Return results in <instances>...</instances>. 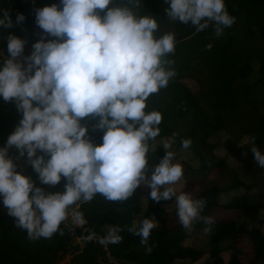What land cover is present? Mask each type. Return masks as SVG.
Listing matches in <instances>:
<instances>
[{"label": "clouds", "instance_id": "9594fccd", "mask_svg": "<svg viewBox=\"0 0 264 264\" xmlns=\"http://www.w3.org/2000/svg\"><path fill=\"white\" fill-rule=\"evenodd\" d=\"M128 2L131 6L114 0H60L36 9V24L56 39L42 37L29 55L24 54L26 40L14 33L7 37L0 97L14 101L22 119L0 148V197L29 240L50 239L58 231L63 235L61 223L79 201L90 202L100 194L108 201L123 202L141 185L150 189L156 202L175 197V214L184 230L191 232L194 224L202 222L204 230L211 232L216 223L202 214L205 200L187 191L178 193L174 187L184 174L173 149L176 133L161 141L165 153L158 162L149 163L150 142L160 134L162 115L156 110L146 112V100L175 76L174 69L166 67L173 63L166 57L175 50V38L172 34L155 37L156 18L138 14L142 0ZM168 2V18L191 22L197 32L211 23L220 37L235 22L224 0ZM24 20L23 13L13 21L3 10L0 28L11 29ZM85 117H99L93 127L106 129L101 144L87 138L88 128L81 124ZM191 144V139L181 141L184 150ZM250 144L255 165L264 168V153L255 137ZM11 147L21 157L26 153L42 184L57 185L63 176L64 189L45 191L34 185L31 176L16 171L7 155ZM38 150L43 154L37 155ZM73 223L83 227L87 221L75 211ZM104 227L107 232L99 244L121 243V226ZM155 227L152 219L144 218L127 231L140 237L150 254L149 238Z\"/></svg>", "mask_w": 264, "mask_h": 264}, {"label": "trees", "instance_id": "16d2710c", "mask_svg": "<svg viewBox=\"0 0 264 264\" xmlns=\"http://www.w3.org/2000/svg\"><path fill=\"white\" fill-rule=\"evenodd\" d=\"M59 2L0 0V15L8 10L13 21L18 13L25 16L20 26L0 28V67L8 54L9 33L26 40L25 46L30 47L27 55L42 37L45 41L56 39L36 27L35 10ZM224 2L235 22L220 37L215 35L211 23L197 32L191 22L183 24L169 19L168 0H142L137 11L139 15L156 18L155 37L172 34L175 38V50L166 57L173 62L166 67L174 69L175 76L146 100V112L156 110L162 115L160 134L150 142L149 163L158 162L165 153L161 141L176 133L173 149L184 169L183 184L199 182L201 190L194 198L206 201L202 214L214 218L215 209L222 206L237 211L236 215L216 218L211 232L204 230L206 225L202 222L194 224L193 231L188 232L176 217L175 197L156 202L150 197V189L141 185L123 202L108 201L100 194L90 202H77L69 211L78 205L77 211L87 221L85 226L79 227L72 220L63 221L60 226L63 235L58 231L50 239L32 241L27 231L18 227L16 218L9 214L0 197V264H192L206 254L210 257L205 264H264V168L255 165L250 152V141L255 137L257 147L264 153V0ZM114 3L131 6L128 0H114ZM191 80L197 89L187 83ZM0 101L2 148L19 125L22 112L14 101H4L2 97ZM98 120L99 117L81 120L88 128L87 138L94 144L103 142L106 131L93 127ZM182 139H191L188 150L181 147ZM220 146L225 148L222 154L218 152ZM41 154L38 150L37 155ZM7 155L16 165L15 170L31 176L35 186L50 192L64 189L67 181L63 176L57 185L42 184L26 153L21 157L11 147ZM48 158L46 155L45 159ZM23 160L28 162L26 168L21 166ZM144 218L156 224L149 238L153 248L150 254L140 244V237L127 231L134 221ZM116 224L123 229L121 243L99 244L107 232L104 225ZM199 233L203 234L204 245L186 244V240ZM243 238L253 244L254 257L249 262L239 258L238 248ZM67 254L72 255L71 261L61 262Z\"/></svg>", "mask_w": 264, "mask_h": 264}, {"label": "rangeland", "instance_id": "374dc122", "mask_svg": "<svg viewBox=\"0 0 264 264\" xmlns=\"http://www.w3.org/2000/svg\"><path fill=\"white\" fill-rule=\"evenodd\" d=\"M37 28L38 25H36ZM30 50V47L28 46H25V49H24V54L27 55V51ZM2 54H5L4 52H2ZM8 54H5V56H7ZM34 74V72H33ZM187 83L194 89H197V84L194 83L193 80L191 81H187ZM1 103V101H0ZM225 138L227 139L228 136L225 135ZM223 140V138H222ZM247 139L243 140L242 142H246ZM155 148V147H154ZM224 147L220 146L218 148V152L219 153H223L224 152ZM176 162H179V160H176ZM21 166H23L24 168H26L28 166V162L23 160L21 161ZM184 171V169H183ZM215 176V174L213 175ZM184 179L181 178V180L174 186L176 187L178 193L179 192H182V191H187L189 193H191L193 196H195L196 194H198L201 190V187L199 185V182L197 180H193L191 182H188V183H184ZM147 188V187H146ZM148 189V188H147ZM162 190V189H161ZM224 200V199H223ZM147 204V200L145 199L144 200V205ZM77 206H75V209L73 211H69L68 213V219L66 221H64L65 223H70L71 220L73 221V214L75 211H77ZM171 207L168 208V210H170ZM216 213H215V216H214V219L215 220H218V219H227V218H232L236 215L237 211H233V210H228V209H225L223 208L222 206H218L216 209ZM218 218V219H216ZM174 220H177L176 218H174ZM173 223H176L175 221ZM263 230H264V225H263ZM193 237L189 238L188 240H186V244L188 245H193V246H201V245H204V241L201 239L203 237V234L199 233V234H195V235H192ZM244 241L242 244H240L239 246V251H240V254H239V258L242 262H249L253 259L254 257V249H253V244L250 242V241H246L245 239L247 238H243ZM78 240V239H77ZM210 256L208 254H206L203 258L195 261V262H192V264H205V261L209 258ZM225 259L228 260L229 257L227 254H225Z\"/></svg>", "mask_w": 264, "mask_h": 264}, {"label": "built area", "instance_id": "2783aa9c", "mask_svg": "<svg viewBox=\"0 0 264 264\" xmlns=\"http://www.w3.org/2000/svg\"><path fill=\"white\" fill-rule=\"evenodd\" d=\"M71 258H72V255L71 254H67L63 260L61 262H70L71 261ZM110 261L113 262L114 260L112 258H110Z\"/></svg>", "mask_w": 264, "mask_h": 264}]
</instances>
